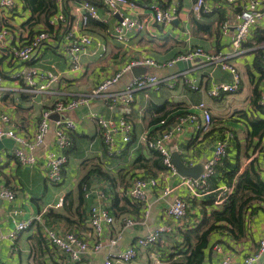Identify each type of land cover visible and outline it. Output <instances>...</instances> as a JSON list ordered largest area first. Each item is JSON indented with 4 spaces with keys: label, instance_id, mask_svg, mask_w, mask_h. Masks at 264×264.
<instances>
[{
    "label": "crops",
    "instance_id": "crops-1",
    "mask_svg": "<svg viewBox=\"0 0 264 264\" xmlns=\"http://www.w3.org/2000/svg\"><path fill=\"white\" fill-rule=\"evenodd\" d=\"M80 1L69 0L65 4V9L74 22V32L91 34L105 44L106 50L99 56L94 53L95 43L91 44L82 56L83 69L78 73L69 71L63 50L66 40L64 31L60 28L49 30L54 32L53 36L42 44L29 62L13 59L9 55L11 45L23 44L30 39L28 29L20 26L30 12L20 0H16L12 9L0 8V27L8 26L11 30L9 39L0 47V76L4 87L0 111L11 115L17 131H23L27 137L31 136L43 108L50 106L58 98L71 99L89 94L103 79L135 58H152L158 66L141 67L146 69V73L156 75L164 80L163 83L171 86L165 85L167 89L147 86L134 91V101L126 115L133 125L132 132L130 139L124 144L116 136V144L123 146L117 154L107 153L99 127L90 114L95 112L111 118L121 115V106L111 105L107 96L122 91L126 83L135 76L132 71L125 72L107 92L92 97L89 105L66 114L74 121L75 128L69 132L72 145L65 150L68 161L62 170L60 183H49L44 177V153L56 149L53 122L43 145L35 151L37 162L34 165L21 166L14 163L11 154L13 146H4L0 150V188L8 186L16 193L11 202L0 197V231H7L13 220H22L35 213L41 216L40 223L20 233L13 242L0 241V264H103L106 256L123 251L139 237L164 224L172 225L173 232L162 235L154 245L140 248L138 256L129 264H133V261L138 264L173 263L177 258L174 255L177 251L175 246L181 243L179 229L194 226L202 219L204 212L220 207L222 202L215 204L214 201L212 206L207 205L205 202L208 195L214 194L215 199L222 198L223 201L230 190L221 180L220 173H215L208 193L192 197L187 188L179 183L178 177H168L166 183L172 187L168 196L161 197L160 188L157 187L147 191L146 202H138L130 199L126 191L136 176L151 173L133 166V161L147 152L144 138L157 132L158 125L153 122L154 114H165L171 119L194 110L199 102H204L211 113V132L203 136L187 125L167 143L171 156L178 155L188 168L202 169L218 140L226 141L227 155L231 156L237 150L235 145L239 144L240 153L249 154V158L243 160V165L256 155L257 152L251 146L256 138L250 139L248 131L250 119L264 117L253 103L257 91L259 102L264 79V75L261 78V72L254 66L258 50L263 53L264 49V17L251 30L239 53L226 58L239 73L238 90L211 97L206 92L207 88L215 82H231L230 72L221 70L222 73L214 77L213 69L204 66L198 61L199 58L191 60L190 64L183 63L188 61H179V65L176 62L168 65V62L196 46L209 53H228L231 50L234 26L239 19L238 10L233 5L226 0H206L211 8L206 17L191 12V0H136L140 4L156 1L163 6L177 1L179 12L170 25H154L150 30L130 33L128 42L123 44L112 35L118 15L108 14L101 2L95 4L99 13V26L91 28L88 25L86 29H82L79 24L81 13L76 10ZM260 1L264 3V0ZM136 14L143 18L148 16L149 11L144 8L134 15ZM224 22L228 23L226 31L221 28ZM205 24L210 25V28ZM27 66H33L39 71L50 70L57 73L59 79L47 92L29 93L26 91L25 80L15 76L26 70ZM187 79L195 80L198 89L191 90L185 83ZM261 169L264 179L263 165ZM85 176L91 195L80 202L78 185ZM99 191H103L104 196H99ZM177 197L183 198L187 203L186 215L179 223L165 214L166 208ZM60 199L61 204L57 206ZM117 199L122 211L113 215V225L102 234L103 247L100 251L87 253L80 260L69 262L64 253L49 245L43 238L42 225H46L63 232H75L92 242L88 226L89 206L98 204L110 211L111 203L117 202ZM129 218L134 221L131 225L126 223ZM247 222L246 236L240 241H234L226 231L214 230L210 238L211 248L206 251L205 264H219L222 254L226 252L234 259L235 264H242L243 258L255 251L259 240L264 238V213L259 210L250 214ZM119 234L121 237L117 243L110 245V239ZM214 245H220L221 251H216ZM171 254L173 255L170 256ZM255 264H264V254Z\"/></svg>",
    "mask_w": 264,
    "mask_h": 264
},
{
    "label": "built area",
    "instance_id": "built-area-1",
    "mask_svg": "<svg viewBox=\"0 0 264 264\" xmlns=\"http://www.w3.org/2000/svg\"><path fill=\"white\" fill-rule=\"evenodd\" d=\"M69 0H55L56 10L49 17L48 23L55 29L64 31L65 44L63 50L68 61L69 71L72 73L81 72L83 69L82 56L91 44L96 45V50L99 56H102L106 50L103 42L96 40L89 33H75L71 16L66 12L65 4ZM191 12L199 16L203 13L211 11L206 0H191ZM238 10L239 19L234 26V33L231 41V50L228 53H209L202 47L196 46L188 52L177 56L174 60L169 61L168 65H172L177 61H191L199 58L204 66L210 69L219 67L221 70H226L231 73V82H215L206 92L211 97H218L223 93H234L240 85V76L237 69L227 61L228 56H233L239 53L243 43L247 40L251 30L264 17V3L260 0H226ZM16 5V0H0V8L12 9ZM102 5L110 15H118L117 21L112 29L113 37L120 43L126 44L129 40V34L150 30L154 25H170L177 17L179 12V3L172 2L166 6L159 5L156 1H149L143 4L137 3L136 0H102ZM147 8L148 16L139 18L135 13L139 10ZM79 11V24L82 29H86L90 19H99V13L95 4L91 0H81L76 7ZM221 28L226 31L228 23L224 22ZM11 30L8 26L0 27V47H2L9 39ZM54 32L49 30H41L34 34L25 43H16L11 45L9 55L23 63L29 62ZM264 56V49H263ZM140 66H158V64L149 57H140L130 60L113 75L103 79L96 85L89 94L79 95L71 99L58 98L50 106L45 107L40 112V118L35 128L34 133L27 137L23 131H17V126L11 115L7 112L0 111V140L3 138L12 139L14 144L12 147V159L14 163L21 166H31L37 162L35 154L36 149L41 147L45 141V137L50 129V124L55 125L54 135L56 140V149L47 150L44 153L45 164L44 177L49 183L57 184L62 181V170L68 161L65 152L72 145V140L69 132L74 130L75 123L72 119L52 120L51 113H72L74 110L82 106L90 104L92 97L100 96L107 92L116 83L121 76L131 71L134 67ZM17 78L25 80L26 91L29 93L47 92L51 85L58 81L59 75L50 70L39 71L33 66H27L26 70L20 71L15 75ZM163 79L158 78L154 74L145 73L132 77L124 86V89L118 93L107 96L111 105L121 106V115L117 118L105 117L91 112L90 116L95 120L99 127L100 134L108 154H117L122 150V145L116 144V136H119L121 143L124 144L130 139L133 125L127 118L130 112V106L134 101V91L147 86L158 88L161 85L171 84L163 83ZM185 83L191 90L198 89V83L195 80L187 79ZM3 83L0 76V103L3 99ZM259 103L264 105V79L261 84V93ZM156 117L157 114H154ZM161 129L150 138H144L147 147L156 150L162 157V163L165 170L156 176L144 175L135 177L129 188L126 191L127 196L138 202H146L147 191L152 188H160V196H168L172 187L166 181L168 177H178L179 183L187 188L192 197L205 195L208 190V181L215 173V166L226 155V141L218 140L214 144L212 155L203 163L202 171L198 177L180 175L174 164L172 163L171 152L168 148V142L172 137L181 132L184 127L192 126L195 131L207 133L212 127L211 113L204 102H199L194 110L187 111L184 114L175 116L172 121L168 122L167 118H162L159 121ZM1 159V156H0ZM260 163L264 166V137L261 142ZM85 198H89L91 191L83 186ZM99 196H104L102 191L97 192ZM15 191L8 187L0 188V197L8 202L14 200ZM59 203L56 204L59 206ZM222 198L215 200V204H220ZM187 203L177 197L165 210L167 217L179 223L186 215ZM148 213V207L145 209V214ZM16 214V213H15ZM41 222L40 214L30 215L22 220H13L12 226L5 232L0 231V241L8 240L13 242L20 233L28 230L34 224ZM114 223V216L110 214L108 209L92 204L89 206V236L92 242L85 237L71 231H59L53 227L42 225V236L49 245L56 247L66 255L69 262H76L87 253H96L103 247L101 241L102 234L109 229ZM127 225L134 223L133 219L126 220ZM173 226L164 224L156 227L144 236L139 237L134 244L129 245L123 251L105 257L103 264H118L129 263L134 260L139 253L140 248L148 247L160 241L162 235L173 232ZM121 235L110 239V245H115ZM216 251H221L220 245H214ZM264 254V238L258 242V247L255 251L246 255L243 258L242 264H255ZM219 264H235L234 259L226 252L223 253Z\"/></svg>",
    "mask_w": 264,
    "mask_h": 264
},
{
    "label": "trees",
    "instance_id": "trees-1",
    "mask_svg": "<svg viewBox=\"0 0 264 264\" xmlns=\"http://www.w3.org/2000/svg\"><path fill=\"white\" fill-rule=\"evenodd\" d=\"M20 2L30 12L29 17L20 25L22 28L28 29L30 38L41 30H52L48 20L56 10L55 0H20ZM91 2L100 4L102 0H91ZM207 14L209 13H203L201 16H206ZM88 25L91 28L97 27L99 26V21L90 19ZM207 26L210 28V25ZM263 63L264 56L259 49L254 66L261 72V78L264 75ZM208 76L206 75V77ZM258 93V91L255 93L256 96L253 103L264 116V105L258 102ZM162 118H167V116L165 114H157L156 117H153V122L158 125L157 132L161 129L159 121ZM172 119L167 118L168 122L172 121ZM210 132L211 129L207 133L201 134L207 136ZM151 134H148L147 138L155 135ZM248 136L250 139L256 138L255 143L251 145L252 150L257 152L256 155L243 165V160L248 159L249 154L246 152L240 153L238 150L239 144L235 145L237 150L232 156L227 155L228 151L226 150L225 157L215 166V173H220L221 180L230 191L226 193L225 199L219 208L213 207L210 212H204L202 219L194 226L179 229L181 243L175 246L177 251L174 255H177V258L170 264H205L206 251L211 248L210 238L214 230L226 231L234 241H240L246 236L248 216L259 210L264 213V179L260 163L261 142L264 137V117L257 116L250 119ZM132 165L140 169L144 168L148 173H151V176H155L158 172L165 170L161 155L149 147H147L145 154H140V157L133 161ZM214 175L208 181V191ZM86 176L82 178L78 185L80 202L87 199L84 196L83 186L91 191V188L86 183ZM207 198L205 203L212 206L216 200L215 195L210 194ZM120 209L117 199V202L111 203L110 211H108L115 215L117 211H122Z\"/></svg>",
    "mask_w": 264,
    "mask_h": 264
},
{
    "label": "water",
    "instance_id": "water-1",
    "mask_svg": "<svg viewBox=\"0 0 264 264\" xmlns=\"http://www.w3.org/2000/svg\"><path fill=\"white\" fill-rule=\"evenodd\" d=\"M200 61V59H198ZM192 61L183 62L184 64H190ZM178 65L180 64L179 61L176 62ZM133 74L135 76H138L140 74H145L146 69L143 67H134L131 69ZM222 71L219 67H216L212 70V76L216 77L217 75L221 74ZM69 114V113H68ZM50 118L52 120H58L61 119H70L68 115L62 114V113H51ZM14 142L12 139L3 138L0 140V150L5 146L11 148L13 146ZM172 163L174 164L177 172L182 176H192V177H198L202 171L200 168H188L186 167L179 159L178 155H172Z\"/></svg>",
    "mask_w": 264,
    "mask_h": 264
},
{
    "label": "rangeland",
    "instance_id": "rangeland-1",
    "mask_svg": "<svg viewBox=\"0 0 264 264\" xmlns=\"http://www.w3.org/2000/svg\"><path fill=\"white\" fill-rule=\"evenodd\" d=\"M160 87H161V88H166V89L168 88V87H166L164 84H163V85H161ZM24 232H25V231H24ZM164 261H165V260H164ZM132 263H133V264H138V263H137V262H135V261H133ZM127 264H129V263H127ZM157 264H160V263H157Z\"/></svg>",
    "mask_w": 264,
    "mask_h": 264
}]
</instances>
